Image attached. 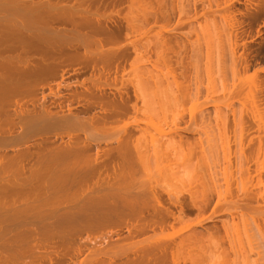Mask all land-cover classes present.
Here are the masks:
<instances>
[{
  "label": "bare ground",
  "instance_id": "6f19581e",
  "mask_svg": "<svg viewBox=\"0 0 264 264\" xmlns=\"http://www.w3.org/2000/svg\"><path fill=\"white\" fill-rule=\"evenodd\" d=\"M128 2L0 0V264H264V0Z\"/></svg>",
  "mask_w": 264,
  "mask_h": 264
},
{
  "label": "rangeland",
  "instance_id": "374dc122",
  "mask_svg": "<svg viewBox=\"0 0 264 264\" xmlns=\"http://www.w3.org/2000/svg\"><path fill=\"white\" fill-rule=\"evenodd\" d=\"M134 6L132 9H129V2L117 6V9L113 11V14H117L120 11V18L124 25L128 19L144 17L145 12H152L151 14L156 17L159 16L161 7H165L167 0H133ZM112 10V9H111ZM149 14L148 16L151 17ZM160 22L159 24H162ZM178 37L177 34L169 35V38L173 41ZM149 67V66H148ZM190 108V105L187 106ZM208 111H213L210 108ZM180 135L183 137L184 149L190 144H194L198 139V134L195 133H184L181 132ZM202 196L197 199V206L187 214L186 218L179 223H175L172 227H169L163 233L159 232L157 238L168 239L173 237L176 233L180 232L186 225L191 223H196L199 220H202L206 217H213V220L207 222L201 226H196L192 231L188 232L187 235L195 236L199 238L200 243L198 247L202 249L211 251L214 249L222 250L227 249L230 246V237L227 233L228 226L233 223L240 222L239 219H233L231 212H228L222 207L223 205L219 204L217 199L214 198L211 201H205ZM196 246L195 249H198Z\"/></svg>",
  "mask_w": 264,
  "mask_h": 264
}]
</instances>
